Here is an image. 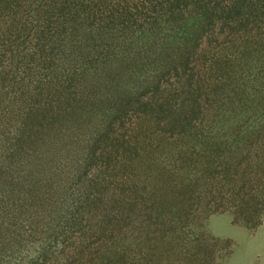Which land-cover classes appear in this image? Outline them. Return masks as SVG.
Listing matches in <instances>:
<instances>
[{"label": "trees", "instance_id": "trees-1", "mask_svg": "<svg viewBox=\"0 0 264 264\" xmlns=\"http://www.w3.org/2000/svg\"><path fill=\"white\" fill-rule=\"evenodd\" d=\"M87 2L0 0V253L7 250L6 234L14 235L26 225L31 227L40 212L50 214L53 199L64 194V170L60 165L63 157L81 147L78 164L84 158L89 161L87 152L92 144L89 133H77L86 121L79 119L85 115L78 112L81 100L89 102L90 117L94 112L97 115L98 109L100 115H111L115 110V97H111L115 85L135 93L148 84L151 78L148 71L152 67L161 68L164 74L183 68L205 34L213 38L218 32H226L234 42L238 38L233 35L243 33L236 45L242 68H248L264 55V0H150L152 9L148 8L153 11L147 14L144 28L139 29L142 19L138 17L139 23L135 24L136 18L125 3L113 6L105 22L99 23L90 13H84ZM257 29L262 31L253 34ZM255 35L257 39L252 40ZM94 41L103 45H96L104 50L99 61L92 58ZM221 64L224 67L223 59ZM79 67L86 82L78 84L77 90L73 85L66 91ZM201 69L198 67V72ZM222 79V82L211 79L206 85L198 83L191 103L184 99L176 120L169 119L166 123L179 129L177 138L183 139L184 146L192 143L193 137L188 135L203 126L200 120L190 119L191 113L196 112L199 96L202 95L204 103L217 102L223 98L219 90L225 88V80L229 79L228 86L238 85L233 72L230 77L224 74ZM87 88L92 91H85ZM103 88H110L108 94L96 93ZM107 121L104 120L105 124ZM228 128L232 135L229 143L223 145L215 139L205 142L202 144L205 149L191 159L195 172L188 177L181 172L180 180H192L178 183L174 207L163 203L171 213L176 211L180 215L159 218L153 227L154 221L149 222L146 233H165L174 230L171 226L192 221L190 212L201 202V194L207 199L213 194L209 189L215 185L214 172L232 180L238 169L240 175L244 168L264 171V119L241 129L233 120ZM183 184L186 189L182 191ZM244 187L243 183L239 185L240 189ZM207 201L202 205L206 206ZM120 209L123 210L120 206L111 215V224L124 219ZM134 220L142 222L143 218ZM189 240L182 251L178 250L179 260L175 264H207L208 246L202 243L200 250V244ZM169 246L177 247L175 242Z\"/></svg>", "mask_w": 264, "mask_h": 264}, {"label": "rangeland", "instance_id": "rangeland-1", "mask_svg": "<svg viewBox=\"0 0 264 264\" xmlns=\"http://www.w3.org/2000/svg\"><path fill=\"white\" fill-rule=\"evenodd\" d=\"M149 1L89 0L84 13L87 11L99 23L105 22L113 6L125 3L136 18L135 24L139 23L138 17L142 19L139 29L144 28L147 14L153 11ZM259 31L262 30L253 34ZM242 34L235 33L233 36L238 39L234 42L226 32H218L213 38L203 35L183 68L164 74L161 68L152 67L148 71L151 76L148 84L136 90V95L131 89L129 92L115 85L111 96L115 97V110L109 116L100 115L98 109L97 115L94 112L90 117L89 102L81 100L78 112L85 115L79 119L86 121L77 133L90 134L88 140L93 145L87 152L89 161L84 158L78 164L81 147L63 157L60 165L64 170V194L53 199L50 214L40 212L31 227L26 225L14 235H5L7 250L0 253V260L4 264H175L179 260L178 250L185 248L188 238L189 242L208 246L207 264H264V171L253 168L242 169L243 175L238 169L232 180L214 172L215 185L209 189L213 194L208 199L201 194V204L190 212L192 221L171 226L174 230L165 233L148 232L149 236L146 233L149 222L154 221L153 227L159 218L180 215L176 211L171 213L163 203L174 207L178 183L192 180H180L181 172L186 177L195 172L191 159L205 149L202 144L213 139L223 145L229 143L232 135L228 126L233 120L241 129L264 119V55L248 68H242L236 46ZM94 43L92 58L99 61L104 50L96 45H103ZM197 54L205 56L198 59ZM198 67L202 68L201 73ZM76 70L78 73L66 91L73 85L79 89L78 84L85 81L81 68ZM232 72L238 85L228 86L230 78L224 79L225 88L219 90L222 99L204 103L202 95L199 96L196 112L190 114V119L200 120L203 126L188 135L193 137L192 143L184 146L183 139L177 138L179 129L166 123L169 119L176 120L184 99L191 103L198 83L206 85L211 79L222 82V76L230 77ZM152 80L155 84H151ZM107 91L110 88L96 93L108 94ZM103 119H108V124ZM204 137L209 139L206 141ZM241 183L243 189L239 188ZM204 200H208L206 206L202 205ZM120 206L125 220L111 224V215ZM172 242L177 246L175 249L169 246ZM199 247L201 250L202 245Z\"/></svg>", "mask_w": 264, "mask_h": 264}]
</instances>
